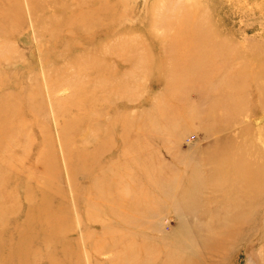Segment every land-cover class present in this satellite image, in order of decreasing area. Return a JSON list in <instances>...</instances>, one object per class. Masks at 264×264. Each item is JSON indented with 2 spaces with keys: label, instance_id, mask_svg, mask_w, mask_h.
Listing matches in <instances>:
<instances>
[{
  "label": "rangeland",
  "instance_id": "rangeland-1",
  "mask_svg": "<svg viewBox=\"0 0 264 264\" xmlns=\"http://www.w3.org/2000/svg\"><path fill=\"white\" fill-rule=\"evenodd\" d=\"M38 3L0 0V264H264V0Z\"/></svg>",
  "mask_w": 264,
  "mask_h": 264
},
{
  "label": "bare ground",
  "instance_id": "bare-ground-1",
  "mask_svg": "<svg viewBox=\"0 0 264 264\" xmlns=\"http://www.w3.org/2000/svg\"><path fill=\"white\" fill-rule=\"evenodd\" d=\"M29 2V6H30V9L32 11V13L34 14V12L38 9L37 6H38V0H28ZM48 8V7H47ZM262 110V109H261ZM126 131V130H125ZM129 131V130H128ZM125 134L126 133H123L120 135V138L119 139H125ZM262 160V159H261ZM261 167H263L264 165L263 164H260ZM255 172V171H254ZM56 243V242H55ZM122 244V243H121ZM53 245V244H52ZM48 247H51V246H48ZM89 247V246H88ZM113 248H116V247H113ZM112 248V250H113ZM100 250V249H99ZM51 254V253H50ZM190 256V255H189ZM117 262V260H116ZM57 264V263H56Z\"/></svg>",
  "mask_w": 264,
  "mask_h": 264
}]
</instances>
